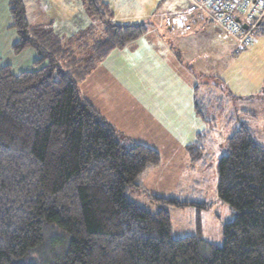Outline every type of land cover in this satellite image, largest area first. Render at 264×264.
<instances>
[{
	"label": "trees",
	"instance_id": "1",
	"mask_svg": "<svg viewBox=\"0 0 264 264\" xmlns=\"http://www.w3.org/2000/svg\"><path fill=\"white\" fill-rule=\"evenodd\" d=\"M82 5L92 24L61 37L31 26L23 0L8 1L17 34L12 52L32 48L36 57L31 69L0 66V264H264V145L245 121L226 137L216 166L217 197L234 214L221 245L200 232L199 214L210 202L149 194L162 206L151 212L127 196V187L141 188L142 173L160 154L121 141L79 84L149 23L117 24L102 0ZM206 24L226 35L210 22L199 26ZM85 50L89 56L81 55ZM204 137L198 133L186 145L193 161ZM163 205L195 206L197 233L174 237Z\"/></svg>",
	"mask_w": 264,
	"mask_h": 264
},
{
	"label": "crops",
	"instance_id": "2",
	"mask_svg": "<svg viewBox=\"0 0 264 264\" xmlns=\"http://www.w3.org/2000/svg\"><path fill=\"white\" fill-rule=\"evenodd\" d=\"M8 1L0 0V30H5V27L9 25ZM102 1L109 6L113 22L117 24L146 22L149 23V29L133 42L123 48L113 49L102 58L79 84V92L116 128L121 141L138 142L151 146L159 152L160 162L147 167L141 175V184H147L148 180L151 188L154 189L157 188L156 179L158 181V176L161 175L159 168L167 166H165V158L162 157L161 151L153 143L165 142L171 143L173 146L175 142L180 141L175 138L174 127L178 126V121L177 115L173 111L188 109L185 114L186 118L189 111V114H192L189 120L193 119L198 124L200 122L197 119L205 122L203 119H207L206 117L210 115L214 103L219 110L218 105L223 100L216 97L215 91H212L211 88L217 90L219 86L223 97L227 96V91L229 95H232L228 84L222 77L223 64L227 58L232 59L239 50L246 47L242 48L240 43L232 39H230L231 41H216L219 40L216 34L218 29L213 25L206 24L205 28L197 26L196 30L185 33L177 31L178 29L174 32L162 30L161 27L166 25L167 17L173 14L167 16L162 13L157 14L156 7L159 8L160 2L165 4L167 0ZM73 5H77L79 9L76 11L72 8ZM188 6L189 2L185 0L176 7L174 15L185 12ZM25 11L31 26H42L61 37H69L83 28L86 29L93 22L80 0H77V3H74L73 0H37L34 10L36 16H32L33 18L30 19L26 3ZM54 21H57L58 24L54 25ZM7 30L12 31L6 36V41H16V31L12 28ZM167 41L174 42L169 44ZM173 45L180 47L183 54L194 48L196 53L194 56L206 59L208 63L210 62L211 67L198 66V73L192 69L188 70V61L192 63L196 58L186 56L184 65L182 57L178 53L180 49L178 47L177 50L172 49ZM27 50L30 49H25L20 55L28 52ZM30 52L29 54L32 55V51ZM5 59L7 62V58ZM95 99L105 100L109 110L117 112L116 119L109 120ZM214 99L215 102L212 103ZM196 105H201V108L206 110L205 118L196 112ZM241 111L246 113L244 110ZM247 116L255 120L252 114L247 113ZM132 122L133 124H131ZM132 127L140 128V130H134ZM198 133L204 134V130L198 127L195 130L193 141ZM208 135L204 134V138ZM185 141L181 140L180 142ZM175 147L178 150L177 145ZM176 149L169 148L167 150L173 160L178 156ZM184 149L185 146L181 152L183 157L179 158L182 161H173L175 164L179 162V167L186 165L187 155ZM184 168L192 169L191 167ZM168 172L170 171L168 170ZM192 182L195 183V181ZM151 193L158 195V192L154 190Z\"/></svg>",
	"mask_w": 264,
	"mask_h": 264
},
{
	"label": "rangeland",
	"instance_id": "3",
	"mask_svg": "<svg viewBox=\"0 0 264 264\" xmlns=\"http://www.w3.org/2000/svg\"><path fill=\"white\" fill-rule=\"evenodd\" d=\"M36 1L37 0H23L24 5L26 3L28 9L29 19L32 16H36L34 11L36 9ZM80 1L82 4V0ZM184 1L185 0H167L165 1V4H163L164 2H160V7H156V13L165 14L164 16H167L168 14L174 15L176 13V7ZM73 2L77 3V0H73ZM72 8L76 11L79 9L77 8V5H73ZM57 21H54L53 24H58L56 23ZM7 29H11L10 20L9 25L5 27V30H0V66L8 63L15 72L33 68V61L36 57L35 51L32 48H29L30 50H27L28 52L21 55L19 54L20 56L14 54L12 52V45L15 41H6V36L12 30ZM12 29L14 30V28ZM161 29H164L167 32H174L177 30L173 28L170 29L166 25H164L163 28L161 27ZM216 34L219 39L216 41H231L230 38L224 35L220 30H218ZM172 42L174 41H167L169 44H172ZM177 47L173 45L172 49L177 50ZM84 48L89 47L85 46ZM178 48L180 49V52L178 53L182 57L184 65L186 56H191L193 58V56L196 55L194 48L192 51L189 49V51L184 54L182 53L181 48ZM86 50L80 52L81 55L89 56L90 51ZM30 51H32V55L29 54L31 53ZM196 57L197 56H194V58ZM5 58H7V62H5ZM193 60L195 61H192V63L188 61V70L192 69V71L195 70L197 72L198 66L205 68L211 67L210 62L208 63V61L202 57ZM223 67L222 77L228 84L232 95H229L227 91V96L223 97L222 91L219 90L218 85L217 90L211 88L212 91H215V96L222 99L223 102L221 103L220 101L218 105L219 110H217L214 99L212 102L214 103L212 105V112L206 117L207 122H201V120L197 119V121L200 122L197 124L193 119L190 121L189 118L192 114H189L188 111L187 118L185 115L188 109L173 111L176 113L178 121V126L174 127L176 132L175 138L178 141H187L175 142L173 146L171 143L165 142L157 141L153 143L161 151L162 157L165 158V166H167L159 168V173L161 175L158 176V181L156 179L157 188L152 189L149 184L150 181L145 177L147 184H141V190L140 188L138 189L130 186L127 187L125 191L134 202L151 212H155L162 207L161 204L150 200L151 197L149 194H153L151 193L153 190L158 192L157 194L159 196L177 195L180 198L189 196L188 199L190 200L204 199L205 201L210 202L211 206L205 211L202 210L199 214L201 223L200 232L204 239L217 245H221L223 242L224 224L230 222L234 217L231 208L226 203L221 202L216 193V166L219 157L225 153L226 137L231 133V130L238 125L239 120H245L248 121L247 123L253 131V137L256 142L264 145V22L262 27L254 35L252 42L245 49L239 50L232 59L227 58ZM95 101L107 114L109 120L116 119L115 116L117 112L109 110L105 100L95 99ZM241 110H244L246 113H243ZM247 113L252 114L255 117V120L250 119V117L247 116ZM190 122L193 123L191 124ZM131 124H133V122ZM197 126L200 127L201 130H204V134L209 135L202 141L203 151L201 155H199L198 159L193 161L190 154L186 151V145L194 142L192 139L195 137V130L198 129ZM132 128H134V130H140V128L138 129L137 127ZM148 144L152 145L150 142H148ZM176 145L178 150L175 147ZM184 146L187 155L186 165L179 167V162L175 164L173 161L180 160L179 158L183 157L181 152ZM169 148L176 149V154L178 153V156L175 160H173L169 155V152H167ZM184 167H191L192 169H185ZM168 170L170 172H168ZM192 181H195V183ZM163 206L169 212L172 235L174 237H182L197 233L198 218L196 217L197 211L195 206Z\"/></svg>",
	"mask_w": 264,
	"mask_h": 264
},
{
	"label": "built area",
	"instance_id": "4",
	"mask_svg": "<svg viewBox=\"0 0 264 264\" xmlns=\"http://www.w3.org/2000/svg\"><path fill=\"white\" fill-rule=\"evenodd\" d=\"M185 12L167 17L166 26L190 32L210 22L240 44L253 40L264 19V0H188Z\"/></svg>",
	"mask_w": 264,
	"mask_h": 264
}]
</instances>
